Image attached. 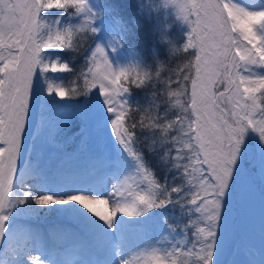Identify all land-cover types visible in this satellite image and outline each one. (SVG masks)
I'll return each mask as SVG.
<instances>
[{"label":"trees","instance_id":"trees-1","mask_svg":"<svg viewBox=\"0 0 264 264\" xmlns=\"http://www.w3.org/2000/svg\"><path fill=\"white\" fill-rule=\"evenodd\" d=\"M30 2L0 0V112L17 86ZM261 2L247 17L226 0H185L177 10L169 0H36V119L21 128V168L50 185L84 183L103 173L107 137L119 146L112 177L140 190L119 218L142 247L139 264H264ZM54 17L57 37L45 41L39 26ZM106 30L112 52L134 69L102 70ZM37 115L53 123L42 130ZM10 137L1 134L0 156ZM203 201L218 204L211 217ZM54 221L83 232L69 206ZM64 234L61 257L74 252V232ZM243 241L252 257L237 247Z\"/></svg>","mask_w":264,"mask_h":264},{"label":"rangeland","instance_id":"rangeland-1","mask_svg":"<svg viewBox=\"0 0 264 264\" xmlns=\"http://www.w3.org/2000/svg\"><path fill=\"white\" fill-rule=\"evenodd\" d=\"M169 1L172 7L177 10L178 7H182L185 0ZM226 1L238 8L247 17L259 12L263 5L261 0ZM43 2L48 3L49 0H43ZM36 14V0H31L23 28L24 44L14 73L17 86L10 92L9 98L4 102L2 112H0V136L4 134L5 130L11 131L7 152L4 156H0L2 158L0 165V206L4 202L6 208L2 210V213L6 212L4 220L7 215L10 216L9 219H6L8 221L2 220L0 223V253L4 247L6 236L16 237L18 232L23 231L25 233L27 228L30 231L26 233H29L42 248L48 250L43 255L30 253V258L39 260V264H101L97 255L105 246L115 248L119 252L118 261L120 264H139L138 258L141 255L142 247L139 241L124 235L119 226V218L126 217L128 210L134 211L135 206L130 195L139 194L140 190L133 189L123 179L116 180L112 177L111 172L118 173L114 168V157L118 156L117 151L119 150V146L115 145L113 140L107 137L105 139V147L110 150L108 162L102 169L103 173L88 179L84 183L76 185L74 182H70L68 185L62 186L57 183L50 185L45 179L39 177L33 169L21 168L24 147L21 128L24 127L26 132L30 130L27 124V116L31 117V124H34L36 119L37 104L33 99L37 78L33 44ZM60 26L59 17L45 18L41 22L39 30L45 41H51L57 37ZM102 36V53L107 57L105 62L100 64L102 70L109 72L114 69L120 70L129 67L134 69L132 62H125L112 52L110 45H112V39L115 35L106 30ZM54 63L52 61L47 63L44 60L43 66L48 64L52 66ZM52 90V86H47L44 92L48 94ZM9 102H11V106H9ZM37 118L39 120L36 125L42 130L49 128L50 124L53 123L51 118L38 115ZM119 176L121 178L122 175L119 174ZM195 187L199 188L200 186ZM97 190L100 192H96ZM93 197L100 200V203L95 206L92 205L89 209L87 202L89 198L93 199ZM103 199L106 206L103 205ZM66 206L70 207L73 220L77 223H83V232L75 231L74 225L69 223L62 224L54 221L55 215L61 214ZM218 207L214 201H203L201 206L203 217H211ZM220 224L219 221L217 226ZM66 229L74 232L70 236L74 252L61 257L59 250L62 247L63 241L61 240L65 238ZM53 239L55 240L53 241ZM237 247L252 257L253 245L243 241L237 243ZM147 252L151 257H155L160 254V248L153 243Z\"/></svg>","mask_w":264,"mask_h":264},{"label":"bare ground","instance_id":"bare-ground-1","mask_svg":"<svg viewBox=\"0 0 264 264\" xmlns=\"http://www.w3.org/2000/svg\"><path fill=\"white\" fill-rule=\"evenodd\" d=\"M96 192H100V190H97ZM94 199L96 198L93 197V199H88L87 208L100 203V200L96 199L94 202ZM104 204L105 201L103 205ZM25 231L29 232L30 230L26 228ZM26 232H18L16 237H5L4 247L0 253V264H39V260H33L30 258V253L34 252L35 254L43 255V253L47 252L48 250L43 249L40 244H37L35 240L29 235V233ZM54 240L55 239H53V241ZM118 255L119 252L115 248L105 246L102 248L100 254L97 255V259L101 262V264H120L118 261Z\"/></svg>","mask_w":264,"mask_h":264}]
</instances>
